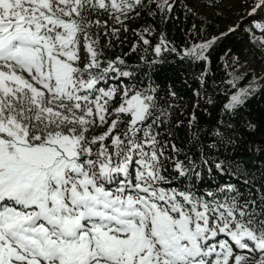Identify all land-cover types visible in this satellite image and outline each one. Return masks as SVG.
<instances>
[{"label":"snow or ice","instance_id":"obj_1","mask_svg":"<svg viewBox=\"0 0 264 264\" xmlns=\"http://www.w3.org/2000/svg\"><path fill=\"white\" fill-rule=\"evenodd\" d=\"M181 3L0 0V264H264V171L208 158L240 138L237 117L256 132L243 113L264 77L241 85L233 71L210 90L212 53L242 24L177 45L163 26ZM197 4L214 15L250 7L243 30L264 56V0H188L185 19L203 15ZM169 57L202 68L193 109L223 97L199 161L178 139L182 97L157 81ZM182 131L202 142L195 111ZM225 173L232 182L197 186Z\"/></svg>","mask_w":264,"mask_h":264},{"label":"trees","instance_id":"obj_2","mask_svg":"<svg viewBox=\"0 0 264 264\" xmlns=\"http://www.w3.org/2000/svg\"><path fill=\"white\" fill-rule=\"evenodd\" d=\"M187 2L188 0H182L181 6L176 9V15L180 17L179 21L170 22L166 26H163L166 28L169 39L174 40L177 45H180L182 43H193L206 40L210 34L217 35L226 32L218 22L209 19L204 13L202 16H189L185 19L186 9L184 8V4ZM196 8L200 11L198 7ZM205 17H207L208 24L212 25L211 28L204 25V31L199 35L192 36L186 34L192 29L193 24H200V20ZM261 18V14L257 15V19ZM251 19L252 18L249 17L246 20H243L242 29H238L234 35L224 38L217 44L215 51L212 53L213 63L211 70L213 75L212 80L209 82L210 90L216 88L217 85L223 87L221 81L226 82L230 78L228 73L233 71H235L237 75H244L245 78L241 81V85L247 84L254 76L264 77V75H260L259 71L260 67L264 64V56H261L258 52L256 54V59L247 60L243 59L240 55L241 52H248L245 47L247 43H249V38L243 29H248L253 26L252 23L249 22ZM141 23H143V21H141ZM136 26L137 25H133V27ZM229 49L231 50V53L225 57V53ZM253 49L256 48L253 47ZM125 51H127V48H125ZM236 58H239V64L236 65L234 69L231 67L225 69V63L231 65ZM168 59V63L160 66L157 81L162 87L174 83L176 90L179 92L180 97H182V99H176L174 101V117L176 120L184 122L181 125V131H178V139L183 145L185 152H187L193 160L199 161L200 153L203 152L206 146L211 144L215 139L211 133L218 126L217 120L220 117L219 104L223 102V97H221L215 106L208 105L207 112L204 111L203 101H201V107L193 109L192 105L196 102V98L193 96L191 89L196 87L194 76L198 75L202 71V68L197 67L195 63H183L175 57H169ZM139 63L140 61L136 54H132L129 57V64L133 67ZM140 79L145 80L146 77L140 76ZM213 81H215V83H213ZM192 111L196 112L199 127L202 129V142L192 140L190 132L185 134L182 131L187 125L189 113ZM243 118L251 120L257 124L258 127L256 132L252 133L245 131L240 117H237L236 134L240 138L234 145H229L223 149H212L208 153V158L210 160H226V163L228 164H232L233 161L242 162L240 165L241 167H246L254 171L257 169L259 171H264V95H261L258 98H253L249 101L248 107L243 113ZM257 145L261 146V153L249 151V149H254ZM200 171L206 173L207 170L201 168ZM228 171L231 172V168H229ZM233 179L234 177L227 173L223 176L213 174L204 175V183H201L200 180H197L196 183L202 190H208L209 185L207 182L209 181L214 185L216 183H223L224 181L232 182Z\"/></svg>","mask_w":264,"mask_h":264},{"label":"rangeland","instance_id":"obj_3","mask_svg":"<svg viewBox=\"0 0 264 264\" xmlns=\"http://www.w3.org/2000/svg\"><path fill=\"white\" fill-rule=\"evenodd\" d=\"M202 2H206V0H202ZM251 4L255 3V0H250ZM196 7H198V9L204 13L209 19L211 20H215L216 22H218L221 27L224 30H228L229 27L233 26V25H238V24H242L243 20H246L247 18H249L246 13L248 11L251 10L250 7L248 8H241L238 4L235 5L234 7L232 5H229L230 10L227 12H223L219 15H214L213 10L211 8H207V9H203L200 7V4H197ZM259 15V13L257 14ZM262 18L264 19V14H261ZM261 19H257L256 22H259ZM257 34L258 30H257ZM245 49H247L248 52H241V57L243 59H256V54L258 53L257 49H253V46L250 45L249 43H247ZM260 75H264V64L260 67Z\"/></svg>","mask_w":264,"mask_h":264}]
</instances>
